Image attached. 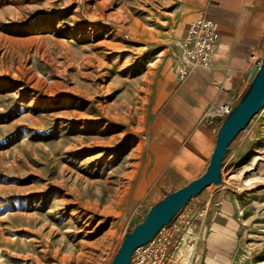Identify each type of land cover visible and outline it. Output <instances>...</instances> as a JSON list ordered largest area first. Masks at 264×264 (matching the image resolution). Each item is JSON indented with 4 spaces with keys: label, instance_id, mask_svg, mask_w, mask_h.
<instances>
[{
    "label": "rangeland",
    "instance_id": "1",
    "mask_svg": "<svg viewBox=\"0 0 264 264\" xmlns=\"http://www.w3.org/2000/svg\"><path fill=\"white\" fill-rule=\"evenodd\" d=\"M188 2L0 0V264H111L148 209L204 171L221 101L234 105L249 81L223 88L201 116L213 142L204 157L157 177L149 130L165 92L191 69L185 30L201 16L233 14H199ZM235 3L264 16V0ZM260 56L253 49L246 70ZM220 172V184L170 221L173 241L183 234L179 253L190 254L186 220L232 199L241 238L190 264H264V105L228 144Z\"/></svg>",
    "mask_w": 264,
    "mask_h": 264
},
{
    "label": "crops",
    "instance_id": "2",
    "mask_svg": "<svg viewBox=\"0 0 264 264\" xmlns=\"http://www.w3.org/2000/svg\"><path fill=\"white\" fill-rule=\"evenodd\" d=\"M188 1L199 14L205 13L210 6L233 13V18L218 21L215 17H209L218 23L220 34L211 67L188 70L168 94L165 92L164 98L154 108L149 146L158 170L157 177L163 178L182 171L184 165L195 156L204 157L212 146L211 130H207L201 122V116L208 114V105L229 90L234 82L242 80L243 76L248 80L251 70H246L248 54L253 49H261L264 38L262 12L256 14L258 16L247 14L239 6L236 7L235 0ZM196 15L194 12L190 17ZM200 212L202 214L194 216L192 221V236L195 238L190 253L192 263L220 257L243 233L242 222L232 199L223 198L218 213H214L212 202L203 205ZM172 243L173 240H170L169 244Z\"/></svg>",
    "mask_w": 264,
    "mask_h": 264
},
{
    "label": "water",
    "instance_id": "3",
    "mask_svg": "<svg viewBox=\"0 0 264 264\" xmlns=\"http://www.w3.org/2000/svg\"><path fill=\"white\" fill-rule=\"evenodd\" d=\"M248 81V86L224 116L216 131L214 145L204 171L155 202L143 219L130 232L125 233L111 264H128L132 252L148 242L162 226L168 225L192 196L210 184L221 183L220 166L228 144L264 105V38L260 62L252 65Z\"/></svg>",
    "mask_w": 264,
    "mask_h": 264
},
{
    "label": "built area",
    "instance_id": "4",
    "mask_svg": "<svg viewBox=\"0 0 264 264\" xmlns=\"http://www.w3.org/2000/svg\"><path fill=\"white\" fill-rule=\"evenodd\" d=\"M219 37V25L212 19L201 16L188 25L184 34L183 45L184 54L192 65L191 69H209L211 67L213 56L218 47ZM260 59L261 56L259 57ZM232 106L230 102H222L219 106L218 115L225 116ZM220 202L221 200L213 201L214 213L219 212ZM201 214L199 211L195 216H200ZM191 222L192 219L191 221L186 220L183 228L186 227V224L188 225L189 231L185 230V232L188 233L189 239L186 242L193 246L195 238L192 236ZM171 223L166 225L168 229L166 228L164 232H161L165 227L162 226L148 242L137 247L132 252L128 264H173L171 259H178L179 264H190L191 254L179 253V244L185 241L183 234L179 238L174 239L172 244H169V241L173 240V231L175 230L171 229ZM167 250L170 251L167 252Z\"/></svg>",
    "mask_w": 264,
    "mask_h": 264
}]
</instances>
